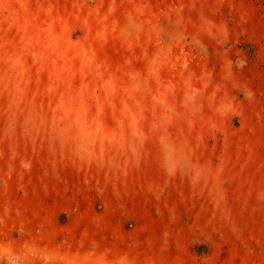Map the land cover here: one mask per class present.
<instances>
[{
    "label": "rangeland",
    "instance_id": "rangeland-1",
    "mask_svg": "<svg viewBox=\"0 0 264 264\" xmlns=\"http://www.w3.org/2000/svg\"><path fill=\"white\" fill-rule=\"evenodd\" d=\"M0 244L264 264V0H0Z\"/></svg>",
    "mask_w": 264,
    "mask_h": 264
},
{
    "label": "clouds",
    "instance_id": "clouds-1",
    "mask_svg": "<svg viewBox=\"0 0 264 264\" xmlns=\"http://www.w3.org/2000/svg\"><path fill=\"white\" fill-rule=\"evenodd\" d=\"M165 167L166 171H168L170 174L174 173L175 169L167 165V157ZM33 255H35L36 258L42 262V264H52L53 262V256L51 253L41 251L38 255L35 253ZM0 264H24V261L21 256L0 244Z\"/></svg>",
    "mask_w": 264,
    "mask_h": 264
}]
</instances>
